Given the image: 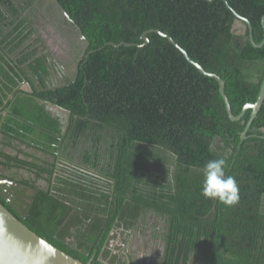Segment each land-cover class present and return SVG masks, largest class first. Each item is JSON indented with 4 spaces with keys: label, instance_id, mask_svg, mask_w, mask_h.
Instances as JSON below:
<instances>
[{
    "label": "trees",
    "instance_id": "obj_1",
    "mask_svg": "<svg viewBox=\"0 0 264 264\" xmlns=\"http://www.w3.org/2000/svg\"><path fill=\"white\" fill-rule=\"evenodd\" d=\"M227 1L261 43L264 0ZM44 2L0 0V172L34 188L22 214L8 209L84 263L118 264L111 237L153 214L157 264H264V104L242 140L252 110L231 120L219 82L166 37L106 45L167 32L226 81L238 115L264 78V45L249 27L235 29L224 0H56L94 51L53 88L42 81L60 62L35 27ZM221 157L239 186L231 207L202 195L205 165Z\"/></svg>",
    "mask_w": 264,
    "mask_h": 264
},
{
    "label": "water",
    "instance_id": "obj_2",
    "mask_svg": "<svg viewBox=\"0 0 264 264\" xmlns=\"http://www.w3.org/2000/svg\"><path fill=\"white\" fill-rule=\"evenodd\" d=\"M56 2V0H54ZM213 1V0H208ZM228 7L234 12L236 16L235 24H243L249 27L250 40L255 47H262L264 45V38L261 43H256L253 35V27L250 20L241 14H239L227 0H224ZM64 16L72 21L70 15L61 9ZM262 26L264 28V16L262 18ZM156 32L161 36L166 37L171 43H173L186 57V59L199 69V71L209 77L215 78L219 82V90L223 96L226 104V109L231 120L237 121L243 118L248 109L252 110L251 117L247 122L244 131L241 134L242 140L248 137L247 132L252 125L254 119L257 117L259 111L264 104V78L261 84L260 93L256 102H248L243 107L240 114L235 115L232 111V107L226 94L225 87L226 81L217 73L206 70L198 61L190 56L188 51L182 47L170 34L164 32L160 29L151 28L145 30L142 34V39L144 42L142 44L120 42L119 44L109 42L106 45H113L114 47H119L121 45L126 46H143L149 42L148 33ZM80 37L86 41V47L89 41L86 40L84 33L79 29ZM94 50H91L86 54V48L83 51V56H89ZM79 62L77 65V71L79 67ZM49 106L57 110H62V112H67L70 114L69 110L60 106L57 103L50 101H45ZM264 137V135H263ZM0 183H11L19 187H23V183L12 180L10 178L0 177ZM0 264H91V262L84 263L81 260L71 256L60 248L51 244L46 238L41 237L36 232L31 230L25 223H23L17 216H15L1 201H0Z\"/></svg>",
    "mask_w": 264,
    "mask_h": 264
},
{
    "label": "rangeland",
    "instance_id": "obj_3",
    "mask_svg": "<svg viewBox=\"0 0 264 264\" xmlns=\"http://www.w3.org/2000/svg\"><path fill=\"white\" fill-rule=\"evenodd\" d=\"M55 4L54 0H45L43 6H39L36 13L39 19L35 22V27L45 39L48 47L55 57L63 66L73 67L74 63H78L81 55L80 51L85 45V41L80 37L79 31L75 26L70 24L67 18L57 7L52 8ZM54 9V11H50ZM54 12V13H53ZM55 13H57L55 15ZM238 32H243L245 26L243 24H235ZM72 76L75 75L76 66L72 69ZM53 110H57L52 108ZM33 111V109H32ZM31 111V116L33 112ZM62 114H64L62 112ZM8 151L14 152L12 149ZM21 174L24 175L23 171ZM20 174V176H22ZM146 222L140 224L135 230L119 229L112 237L109 247L112 250V258H108L113 263L118 264H157L159 257L162 255L163 242L160 237L161 224H156L153 214L147 216ZM155 230H158L155 232Z\"/></svg>",
    "mask_w": 264,
    "mask_h": 264
},
{
    "label": "flooded vegetation",
    "instance_id": "obj_4",
    "mask_svg": "<svg viewBox=\"0 0 264 264\" xmlns=\"http://www.w3.org/2000/svg\"><path fill=\"white\" fill-rule=\"evenodd\" d=\"M86 48V43L84 47L80 51V56L78 58V61L83 57V51ZM60 62V61H59ZM71 66L74 65L73 67L77 69L78 63L72 62L70 64ZM73 67L70 66H63L62 63L60 62L59 65L56 68H52L50 71V74L48 75V78L44 79L42 81L43 86H50L53 84V88L61 86L62 82L65 81L66 79L72 78V72ZM77 70L75 71V73ZM23 89L27 91H31L30 87L28 84H23L22 85ZM51 107V106H50ZM52 108V107H51ZM56 113H59L62 115V110H54ZM10 114V111H6L5 114ZM62 135H60L61 138ZM0 177L2 178H8L5 177L2 172H0ZM11 179V178H10ZM15 180V179H13ZM20 182L19 180H15ZM21 183V182H20ZM23 187H19L17 185H13L11 183H0V197L5 200L6 204L3 203L7 208L12 207L14 210H16L18 213L22 214L23 209L26 208L28 204H31L33 201V193H34V188L31 187L28 184H23ZM9 206V207H8Z\"/></svg>",
    "mask_w": 264,
    "mask_h": 264
},
{
    "label": "clouds",
    "instance_id": "obj_5",
    "mask_svg": "<svg viewBox=\"0 0 264 264\" xmlns=\"http://www.w3.org/2000/svg\"><path fill=\"white\" fill-rule=\"evenodd\" d=\"M227 161L224 157L209 160L204 168L202 195L218 199L225 206H235L240 201L239 186L234 176L225 175Z\"/></svg>",
    "mask_w": 264,
    "mask_h": 264
},
{
    "label": "crops",
    "instance_id": "obj_6",
    "mask_svg": "<svg viewBox=\"0 0 264 264\" xmlns=\"http://www.w3.org/2000/svg\"><path fill=\"white\" fill-rule=\"evenodd\" d=\"M53 108V107H52ZM64 114H66L67 112H63ZM68 114V113H67ZM68 117H69V114H68Z\"/></svg>",
    "mask_w": 264,
    "mask_h": 264
},
{
    "label": "bare ground",
    "instance_id": "obj_7",
    "mask_svg": "<svg viewBox=\"0 0 264 264\" xmlns=\"http://www.w3.org/2000/svg\"><path fill=\"white\" fill-rule=\"evenodd\" d=\"M13 180V179H12Z\"/></svg>",
    "mask_w": 264,
    "mask_h": 264
}]
</instances>
